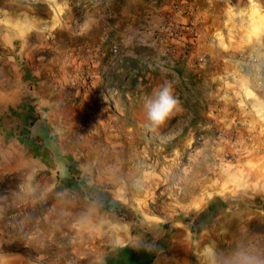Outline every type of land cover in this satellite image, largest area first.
Listing matches in <instances>:
<instances>
[{
	"label": "crops",
	"instance_id": "obj_1",
	"mask_svg": "<svg viewBox=\"0 0 264 264\" xmlns=\"http://www.w3.org/2000/svg\"><path fill=\"white\" fill-rule=\"evenodd\" d=\"M60 12L70 13L73 23L57 17L51 24L50 14ZM78 12L81 19L75 18ZM166 18L180 24L178 39L192 47L191 57L215 63L216 75L236 95V136L264 139V0H0V264H106L113 248L136 247L131 224L109 212L113 205L125 211L132 204L124 200L123 178L114 182L110 168L72 160L54 136L67 164L51 163L41 144L51 133L43 130L56 125L59 131L57 125L72 119L75 110L66 105L68 99L50 98L60 78L48 77L47 67L33 60L54 29L68 70L92 60L105 37H120L127 46L137 35L174 41L163 29ZM63 73L61 81L67 83L71 75ZM51 106L59 112L52 114ZM252 149L239 170L221 172L210 187L206 181L192 201L208 220L199 231L204 241L190 239L188 228L176 229L168 245L154 243L151 264H264V226L250 230L264 212L252 203L264 195V151ZM240 191L247 194L233 196ZM223 193L228 197L219 198ZM47 201L51 211L40 209ZM30 220L41 222L29 229ZM43 222L49 226L41 228ZM229 222L253 242L249 250L250 239L239 247L238 263L236 244L225 247L223 255L218 247Z\"/></svg>",
	"mask_w": 264,
	"mask_h": 264
},
{
	"label": "rangeland",
	"instance_id": "obj_2",
	"mask_svg": "<svg viewBox=\"0 0 264 264\" xmlns=\"http://www.w3.org/2000/svg\"><path fill=\"white\" fill-rule=\"evenodd\" d=\"M50 15L53 16L51 24L57 17L61 23H73L68 12ZM78 17L81 19L80 12L75 15ZM168 23L172 25L165 30ZM163 24H166L163 28L166 33L176 34L172 36L174 41L165 39L160 42L155 35L150 38L137 35L130 41L132 46H127L120 37H105L94 50L97 54L92 60L70 70L63 66L66 61L63 62L64 58L59 55L56 30H50L43 51L33 60L38 67H47L48 77L58 75L60 78V82L55 81V86L50 88V98L66 102L68 99L66 105L75 110L72 119L57 125L59 131L55 129L56 125L43 130L51 133L49 139L41 142L51 156V163L67 164L52 139L54 136L71 151L72 160L84 165L88 161L96 162L110 168L114 182L123 178L126 186L124 200L132 204L125 211L119 205H113L109 212L116 215L118 221L131 224L132 233L136 235L134 246L148 248H153L154 243L168 245L169 234L182 227L189 229L190 239L203 242L205 237H201L199 231L208 220L206 216H200V206L192 201L196 200L201 189L204 191L206 181L210 187L220 180L221 172L234 167L239 170L252 148L257 146L264 151V139L241 140L236 136V113L239 112L236 95L216 75L218 66L209 64L206 56L191 57L192 47L178 39L180 24L174 27L176 23L168 19ZM126 48L136 49L145 58L154 60L145 62ZM125 56L138 63L124 74L117 66ZM63 72L71 75H66L67 83L61 81ZM164 81L172 83L180 110L163 127L149 131L144 123L143 103ZM50 110L52 114L59 112L54 106ZM40 128L32 132L39 134ZM75 178L81 181L79 177ZM238 194L245 196L247 192L240 191L233 196ZM227 197L223 193L219 198ZM255 198L258 200H252L254 206L264 211V195ZM50 203L47 201L40 209L48 207L47 210L51 211ZM39 222L30 220L26 222V228L33 229ZM233 223L229 222L227 232L221 234L218 247L223 255L225 247L230 249L236 244L238 263L242 257L239 247H244L252 238L233 230ZM253 225L264 226V212L250 225V230ZM45 226L49 224L43 222L41 228ZM209 235L213 239L211 231ZM252 244V240L246 244L248 250Z\"/></svg>",
	"mask_w": 264,
	"mask_h": 264
},
{
	"label": "clouds",
	"instance_id": "obj_3",
	"mask_svg": "<svg viewBox=\"0 0 264 264\" xmlns=\"http://www.w3.org/2000/svg\"><path fill=\"white\" fill-rule=\"evenodd\" d=\"M180 110V101L174 94L171 82L164 81L153 89L152 95L143 103L145 127L156 131Z\"/></svg>",
	"mask_w": 264,
	"mask_h": 264
},
{
	"label": "trees",
	"instance_id": "obj_4",
	"mask_svg": "<svg viewBox=\"0 0 264 264\" xmlns=\"http://www.w3.org/2000/svg\"><path fill=\"white\" fill-rule=\"evenodd\" d=\"M126 51H130L134 56L142 58L143 61L154 60V58H145V55L141 54L138 50L132 48H126ZM138 63L134 58L125 56L118 64L119 69H123V73L129 72L130 69L135 68V64ZM120 74L116 75L119 76ZM39 138V135H36ZM45 140V138H44ZM108 207V206H107ZM156 253L153 248H148L144 245H138L132 247L129 245L118 247L113 252L108 253L106 257V264H151Z\"/></svg>",
	"mask_w": 264,
	"mask_h": 264
},
{
	"label": "built area",
	"instance_id": "obj_5",
	"mask_svg": "<svg viewBox=\"0 0 264 264\" xmlns=\"http://www.w3.org/2000/svg\"><path fill=\"white\" fill-rule=\"evenodd\" d=\"M173 8L174 9H176V10H178V7H177V5H175V4H173ZM172 25V24H171ZM174 27H177V24H175L174 25ZM192 31V33H193V35H195V33H196V31L193 29V30H191ZM114 52H116L117 50H116V48H114V50H113Z\"/></svg>",
	"mask_w": 264,
	"mask_h": 264
}]
</instances>
